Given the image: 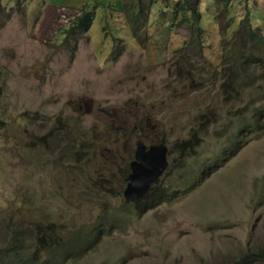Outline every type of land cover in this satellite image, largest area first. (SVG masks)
Wrapping results in <instances>:
<instances>
[{
	"label": "rangeland",
	"instance_id": "rangeland-1",
	"mask_svg": "<svg viewBox=\"0 0 264 264\" xmlns=\"http://www.w3.org/2000/svg\"><path fill=\"white\" fill-rule=\"evenodd\" d=\"M0 2L1 224L44 247L98 225L90 247L39 251L46 264H236L264 247L261 100L225 93L217 71L241 0ZM250 2L264 33V0ZM83 8L89 32L63 33ZM140 141L170 153L157 184L172 197L145 213L124 198ZM214 162L183 191V174Z\"/></svg>",
	"mask_w": 264,
	"mask_h": 264
},
{
	"label": "trees",
	"instance_id": "trees-1",
	"mask_svg": "<svg viewBox=\"0 0 264 264\" xmlns=\"http://www.w3.org/2000/svg\"><path fill=\"white\" fill-rule=\"evenodd\" d=\"M187 3L188 8L195 12L196 7H194L193 3L190 1ZM0 7L6 8L1 2ZM94 16L95 11L81 9L76 20H73L70 27L64 30L63 33L69 35L77 32H89L94 22ZM239 29L231 39L224 42V46L226 47L224 52L226 54H223V65L224 62H228L229 64L225 67L221 65V68H217V71L221 72L225 78L221 84V90L224 89L225 93H227L229 87L234 86L241 90L240 88L245 86L246 92L250 97L249 101L254 97H260L261 106L258 112L264 115V33L252 22L250 14L244 16ZM239 60H241L239 67L233 68V64ZM206 75L210 76L209 71L203 73L200 79H207ZM213 77L217 78L216 76ZM254 91H257L256 96ZM230 99L229 96L226 97V101ZM231 102L236 103L237 100L231 99ZM258 127L259 125L248 131L254 133ZM246 131V128H241L239 130V137L243 136ZM232 140L237 145L233 137ZM159 142L154 141V143ZM186 145L187 142L182 144L183 147ZM237 148L240 149V146L237 145ZM218 167L217 162H214L207 167L201 166L199 172L191 177L183 174L180 178L181 185L184 186L183 191H186V193L193 191L214 173ZM157 182L152 185L144 198L134 202L139 207L140 212L145 213L171 199L172 193L164 187L159 186ZM95 227L98 228V225ZM97 228H94L91 232H86V237L82 241H80L77 233H72L62 240H57V243L44 247L43 237L35 240L33 234L29 235L28 231L21 226L12 229V227H9V224L6 227V224L0 223V264H46L43 262L39 251H47L46 255L48 257L55 258L71 253L72 247L78 242L87 244V247H90L91 240L88 237L91 238L92 235L97 237V235L101 234L99 228ZM236 264H264V247L241 256Z\"/></svg>",
	"mask_w": 264,
	"mask_h": 264
},
{
	"label": "water",
	"instance_id": "water-1",
	"mask_svg": "<svg viewBox=\"0 0 264 264\" xmlns=\"http://www.w3.org/2000/svg\"><path fill=\"white\" fill-rule=\"evenodd\" d=\"M169 154V147L165 143L147 146L141 141L138 142L135 160L131 163V172L124 191L126 200L137 201L147 195L152 185L169 168Z\"/></svg>",
	"mask_w": 264,
	"mask_h": 264
},
{
	"label": "crops",
	"instance_id": "crops-1",
	"mask_svg": "<svg viewBox=\"0 0 264 264\" xmlns=\"http://www.w3.org/2000/svg\"><path fill=\"white\" fill-rule=\"evenodd\" d=\"M250 1L251 0H241L240 9L246 10L245 15H247V14L251 15L252 14L251 15L252 16V22L255 24V26L259 27V22H256L258 20L257 11L256 10L252 11ZM262 6H264V4ZM244 16H242V17H244ZM261 17L264 18V16H261ZM262 29L264 30V27Z\"/></svg>",
	"mask_w": 264,
	"mask_h": 264
},
{
	"label": "clouds",
	"instance_id": "clouds-1",
	"mask_svg": "<svg viewBox=\"0 0 264 264\" xmlns=\"http://www.w3.org/2000/svg\"><path fill=\"white\" fill-rule=\"evenodd\" d=\"M142 142V141H141ZM144 143V142H143ZM163 143V142H162ZM145 144V143H144ZM170 167V166H169ZM126 182H127V179H126ZM135 202V201H134Z\"/></svg>",
	"mask_w": 264,
	"mask_h": 264
},
{
	"label": "flooded vegetation",
	"instance_id": "flooded-vegetation-1",
	"mask_svg": "<svg viewBox=\"0 0 264 264\" xmlns=\"http://www.w3.org/2000/svg\"><path fill=\"white\" fill-rule=\"evenodd\" d=\"M106 111V110H105Z\"/></svg>",
	"mask_w": 264,
	"mask_h": 264
}]
</instances>
